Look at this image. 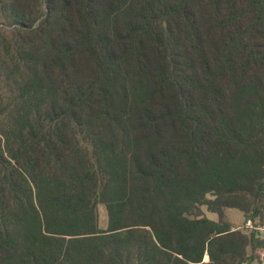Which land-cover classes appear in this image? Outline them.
I'll return each mask as SVG.
<instances>
[{
	"label": "trees",
	"instance_id": "obj_1",
	"mask_svg": "<svg viewBox=\"0 0 264 264\" xmlns=\"http://www.w3.org/2000/svg\"><path fill=\"white\" fill-rule=\"evenodd\" d=\"M228 209L264 217V0H0V264H252Z\"/></svg>",
	"mask_w": 264,
	"mask_h": 264
},
{
	"label": "rangeland",
	"instance_id": "obj_2",
	"mask_svg": "<svg viewBox=\"0 0 264 264\" xmlns=\"http://www.w3.org/2000/svg\"><path fill=\"white\" fill-rule=\"evenodd\" d=\"M7 28H8L7 26H4V29H7ZM203 210L207 218H209L210 220L216 221L217 218L215 214L207 212L205 207H203ZM102 213H103V210L101 209V215H103ZM225 217H226V220L231 224L232 228L234 229H242L246 231V233H250V231H254L257 240L261 243L260 234L257 229L258 226L261 224L259 220H256L255 224L252 222L251 224L252 228L251 227L245 228L244 225L247 220H245L243 214L239 212L238 210H235V209L226 210ZM262 255H263V247H260L255 251L256 260L252 264H257V261H260L261 263Z\"/></svg>",
	"mask_w": 264,
	"mask_h": 264
},
{
	"label": "built area",
	"instance_id": "obj_3",
	"mask_svg": "<svg viewBox=\"0 0 264 264\" xmlns=\"http://www.w3.org/2000/svg\"><path fill=\"white\" fill-rule=\"evenodd\" d=\"M251 224H252V220L249 219V220L246 221L244 227L245 228H249V227L252 228ZM257 229L259 231L260 238H261V240L263 242V247H264V217H263V220H262L261 224L258 226ZM260 264H264V250H263V255L261 257V263Z\"/></svg>",
	"mask_w": 264,
	"mask_h": 264
},
{
	"label": "crops",
	"instance_id": "obj_4",
	"mask_svg": "<svg viewBox=\"0 0 264 264\" xmlns=\"http://www.w3.org/2000/svg\"><path fill=\"white\" fill-rule=\"evenodd\" d=\"M204 260L207 261V257H205Z\"/></svg>",
	"mask_w": 264,
	"mask_h": 264
}]
</instances>
